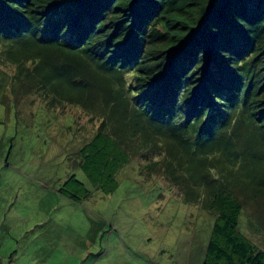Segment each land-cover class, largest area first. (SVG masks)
I'll return each mask as SVG.
<instances>
[{
    "label": "trees",
    "instance_id": "16d2710c",
    "mask_svg": "<svg viewBox=\"0 0 264 264\" xmlns=\"http://www.w3.org/2000/svg\"><path fill=\"white\" fill-rule=\"evenodd\" d=\"M0 64L3 92L89 116L63 186L162 170L213 216L201 264H264V0H0Z\"/></svg>",
    "mask_w": 264,
    "mask_h": 264
},
{
    "label": "rangeland",
    "instance_id": "374dc122",
    "mask_svg": "<svg viewBox=\"0 0 264 264\" xmlns=\"http://www.w3.org/2000/svg\"><path fill=\"white\" fill-rule=\"evenodd\" d=\"M14 71V66L0 64L7 85ZM2 90L0 86L2 263L11 257L12 264H201L213 216L194 204L178 201L182 200L178 188L162 170L143 168L139 173L146 163L133 159L140 177L136 174L133 178L132 169H126L131 173L128 190L119 183L116 190L104 194L95 183L87 182L81 171L78 175L86 182L84 192L65 187L67 174L77 170L69 159L75 145L68 144L67 135L76 129L75 121L84 125L89 116L63 104L61 111L73 107L70 113L79 115L75 114L77 120L66 115L61 123L58 111L39 106L41 93L29 92L16 99ZM63 125L65 139L58 131ZM114 180L118 183L120 177ZM156 183L172 187L173 193L160 190ZM130 194L139 197L129 203ZM142 197H148V203ZM169 206L167 216L163 212ZM246 234L254 236L247 230Z\"/></svg>",
    "mask_w": 264,
    "mask_h": 264
},
{
    "label": "clouds",
    "instance_id": "9594fccd",
    "mask_svg": "<svg viewBox=\"0 0 264 264\" xmlns=\"http://www.w3.org/2000/svg\"><path fill=\"white\" fill-rule=\"evenodd\" d=\"M71 109L73 110V107H71ZM73 114H74V111H73ZM138 176H139V175H138ZM133 178H134V177H133ZM136 179H137V178H136ZM138 180H139V177H138ZM167 180H168V179H167ZM139 181H140V180H139ZM135 182H136V181H135ZM119 183H120V185H123L121 179H120ZM116 185H118V184H116ZM152 185H153V184H152ZM156 185H157L158 188H160V186L158 185V183H156ZM171 185H172V184H171ZM172 186H173V185H172ZM169 188H172V187L169 186ZM114 190H116V189H114ZM114 190H113V191H114ZM110 193H111V192H110ZM172 193H173V190H172ZM135 197H139V196H138V195H131V194H130L129 203H131V202L133 201L132 198H135ZM190 204H194V205H196L197 207H199L200 211L203 212L200 204H198V203H190ZM204 213H205V212H204ZM207 213H209V212L207 211ZM209 216H211L210 213H209ZM244 233H246V232H244ZM205 246H206V243H204L203 250H205Z\"/></svg>",
    "mask_w": 264,
    "mask_h": 264
}]
</instances>
